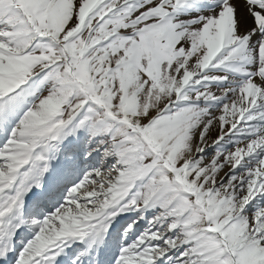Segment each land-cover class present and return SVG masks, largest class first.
Here are the masks:
<instances>
[{
	"label": "snow or ice",
	"instance_id": "1",
	"mask_svg": "<svg viewBox=\"0 0 264 264\" xmlns=\"http://www.w3.org/2000/svg\"><path fill=\"white\" fill-rule=\"evenodd\" d=\"M0 264H264V0H0Z\"/></svg>",
	"mask_w": 264,
	"mask_h": 264
}]
</instances>
